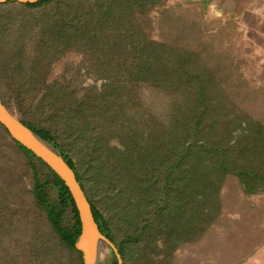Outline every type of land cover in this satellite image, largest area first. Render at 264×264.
<instances>
[{"label":"trees","instance_id":"1","mask_svg":"<svg viewBox=\"0 0 264 264\" xmlns=\"http://www.w3.org/2000/svg\"><path fill=\"white\" fill-rule=\"evenodd\" d=\"M167 1L0 6L3 103L60 152L124 264H174L219 222L228 177L264 194V117L203 52L152 38L148 19ZM69 55L80 63H63ZM80 234L65 183L0 125V264H84Z\"/></svg>","mask_w":264,"mask_h":264},{"label":"rangeland","instance_id":"2","mask_svg":"<svg viewBox=\"0 0 264 264\" xmlns=\"http://www.w3.org/2000/svg\"><path fill=\"white\" fill-rule=\"evenodd\" d=\"M222 13L220 4L168 0L164 7L156 9L148 19L151 36L203 52L209 59V66L217 71L227 91L241 107L257 118L264 117V89H259L258 84L256 85L260 78L259 70L253 64L252 46L245 40L235 16ZM80 61V57L69 55L63 63L78 65ZM62 65L56 69V74L62 71ZM101 84V81L84 78V86L100 87ZM10 156L17 165L25 159L17 150ZM26 181L29 185L27 177ZM220 233L218 224L199 242L182 247L176 254L174 264H210L209 248L214 247V243H219ZM113 254L108 250L102 264H111ZM60 255L68 257L65 252Z\"/></svg>","mask_w":264,"mask_h":264},{"label":"crops","instance_id":"3","mask_svg":"<svg viewBox=\"0 0 264 264\" xmlns=\"http://www.w3.org/2000/svg\"><path fill=\"white\" fill-rule=\"evenodd\" d=\"M220 4L224 15L235 16L253 49L256 81L264 89V0H188ZM257 88V87H255ZM220 241L209 248L210 264H264V194L245 195L238 180L228 177L221 192Z\"/></svg>","mask_w":264,"mask_h":264},{"label":"water","instance_id":"4","mask_svg":"<svg viewBox=\"0 0 264 264\" xmlns=\"http://www.w3.org/2000/svg\"><path fill=\"white\" fill-rule=\"evenodd\" d=\"M24 0H0V6L10 2ZM0 125L8 132L12 140L33 153L42 160L69 189L81 222V234L75 243L76 249L81 252L84 264H102V251L106 249L114 253L118 264H124V259L117 246L105 236L94 217L92 206L75 172L66 163L60 152L36 132L25 126L4 105L0 96Z\"/></svg>","mask_w":264,"mask_h":264},{"label":"bare ground","instance_id":"5","mask_svg":"<svg viewBox=\"0 0 264 264\" xmlns=\"http://www.w3.org/2000/svg\"><path fill=\"white\" fill-rule=\"evenodd\" d=\"M108 252L106 251V249H104L103 251H102V256H103V258H105L106 257V254H107Z\"/></svg>","mask_w":264,"mask_h":264}]
</instances>
